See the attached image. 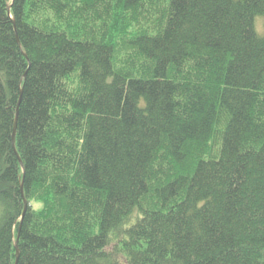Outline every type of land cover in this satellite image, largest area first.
<instances>
[{
	"label": "trees",
	"instance_id": "1",
	"mask_svg": "<svg viewBox=\"0 0 264 264\" xmlns=\"http://www.w3.org/2000/svg\"><path fill=\"white\" fill-rule=\"evenodd\" d=\"M17 258L264 264V0H0Z\"/></svg>",
	"mask_w": 264,
	"mask_h": 264
},
{
	"label": "water",
	"instance_id": "2",
	"mask_svg": "<svg viewBox=\"0 0 264 264\" xmlns=\"http://www.w3.org/2000/svg\"><path fill=\"white\" fill-rule=\"evenodd\" d=\"M17 119H18V111H17V116H16V124H15V128H14V131H13V141H14V139H15V135H16ZM25 204H26V203H25ZM26 209H27V204L25 205L24 214H25V212H26ZM15 248H16V251H18V250H17V249H18L17 246H15ZM17 254H18V252H17ZM17 262H18V258H17L16 264H17Z\"/></svg>",
	"mask_w": 264,
	"mask_h": 264
},
{
	"label": "rangeland",
	"instance_id": "3",
	"mask_svg": "<svg viewBox=\"0 0 264 264\" xmlns=\"http://www.w3.org/2000/svg\"><path fill=\"white\" fill-rule=\"evenodd\" d=\"M259 21H260V22L262 23V25H263L262 20H261V19H258V20H257V23H258ZM257 23H256V24H257ZM259 24H260V23H259ZM125 58H126V57H124V56L122 57V60H123L124 64H125Z\"/></svg>",
	"mask_w": 264,
	"mask_h": 264
}]
</instances>
